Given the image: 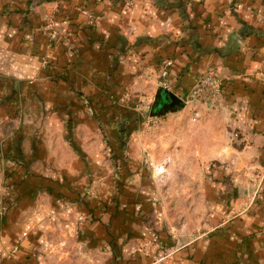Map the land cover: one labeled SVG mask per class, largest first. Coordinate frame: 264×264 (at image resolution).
Returning a JSON list of instances; mask_svg holds the SVG:
<instances>
[{"label":"rangeland","instance_id":"rangeland-1","mask_svg":"<svg viewBox=\"0 0 264 264\" xmlns=\"http://www.w3.org/2000/svg\"><path fill=\"white\" fill-rule=\"evenodd\" d=\"M16 1L1 5L0 14H14ZM79 11L92 27V12ZM59 12L58 4L35 24L20 17L21 29L43 45L33 52L35 73L12 74L14 87L10 73H0V230L16 227L22 235L6 260L33 233L36 245L15 264H65L97 246L86 256L95 264L96 254L105 260L106 252L113 259L108 264H126L132 255L137 260L146 237L157 244L152 264H161L240 219V210L263 211L264 164L236 151L253 144L229 121L199 122L202 103L191 92L202 73L179 93L160 74L171 58L144 71L141 57H124L129 45L112 62L129 61L133 71L129 65L109 78L106 68L81 72L86 59L71 47L69 31L58 32ZM142 82L156 90L149 94ZM160 88L182 106L154 114ZM211 144L224 146L222 152H207ZM239 195L247 200L236 202ZM255 233L264 236V226Z\"/></svg>","mask_w":264,"mask_h":264},{"label":"crops","instance_id":"crops-1","mask_svg":"<svg viewBox=\"0 0 264 264\" xmlns=\"http://www.w3.org/2000/svg\"><path fill=\"white\" fill-rule=\"evenodd\" d=\"M9 2L0 0V6L8 7ZM130 2L132 5L129 6L127 0L16 1L11 8L20 13L15 12L9 17L0 14V73H10V87L16 84L12 74L31 77L35 73L38 63L33 52L39 51L43 45L32 40L33 33L26 27L21 29L20 17L26 15L25 19L31 24L43 22L44 16L59 4L56 27L61 34L69 31L71 47L77 50L80 60L86 59V66L80 64L81 72L106 68L109 78L115 76V72H125L123 68L129 65L133 71L129 61L124 62L125 65L112 62L113 56L127 45L123 56L130 59L134 55L141 57L144 71L156 70L163 58H171L167 82L179 93L188 91L206 68L214 67L219 77L228 79L222 87L225 103L210 113L206 112L210 109L201 105L199 108L205 111L199 109L202 114L199 122L210 126L211 118L229 121L253 144L236 151L247 156L256 155L255 158L264 164V0ZM81 8L92 12V27L84 25L85 15L79 11ZM101 40L105 42L106 50L100 49L98 41ZM151 78L149 81H155ZM140 86L149 94L156 90V87H146L143 82ZM205 147L207 152L219 154L224 146L211 144ZM250 160L254 161L253 157ZM258 197L261 202L264 200V195ZM242 198L247 200L244 195H239L235 201L241 202ZM256 211L240 210V219L222 229L215 228L161 264H264V236L255 233L264 226V207L260 213ZM26 230L22 233H30ZM4 232L2 235L0 230V264L17 263L29 248L36 245L37 234L30 233L21 239L20 246L6 260L5 255L22 235L19 236L16 227L4 229ZM78 245L81 249L83 243ZM97 248L88 254L96 252ZM140 248L143 249L137 247V260L132 255L126 264H152L156 242L146 237ZM106 253L105 260L96 254L97 264H108L113 260L112 254ZM88 254L82 256L78 252L76 256L72 255V260L66 258L65 264H95L96 258L86 257Z\"/></svg>","mask_w":264,"mask_h":264},{"label":"built area","instance_id":"built-area-1","mask_svg":"<svg viewBox=\"0 0 264 264\" xmlns=\"http://www.w3.org/2000/svg\"><path fill=\"white\" fill-rule=\"evenodd\" d=\"M171 63V60L162 62V67L160 69L162 77L168 74V68ZM224 82L225 80L218 77L213 68L208 67L196 82L191 92V97L195 102L202 103L203 106L210 110H218L223 107L225 102L222 91ZM161 86L167 88V82L163 81ZM193 119H195V116Z\"/></svg>","mask_w":264,"mask_h":264},{"label":"trees","instance_id":"trees-1","mask_svg":"<svg viewBox=\"0 0 264 264\" xmlns=\"http://www.w3.org/2000/svg\"><path fill=\"white\" fill-rule=\"evenodd\" d=\"M174 99L170 95V92L161 89L159 93H157L154 102L152 103V111L154 114H159L163 111H166L170 106H173L174 108H179L182 106L181 101L177 100L175 98L174 102H172Z\"/></svg>","mask_w":264,"mask_h":264},{"label":"water","instance_id":"water-1","mask_svg":"<svg viewBox=\"0 0 264 264\" xmlns=\"http://www.w3.org/2000/svg\"><path fill=\"white\" fill-rule=\"evenodd\" d=\"M161 89H159L158 93L160 92ZM170 95L172 96V98L175 100V97L172 93H170ZM174 100L172 102H174Z\"/></svg>","mask_w":264,"mask_h":264}]
</instances>
